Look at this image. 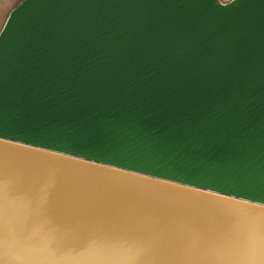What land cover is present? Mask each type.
Returning <instances> with one entry per match:
<instances>
[{
	"label": "water",
	"instance_id": "water-1",
	"mask_svg": "<svg viewBox=\"0 0 264 264\" xmlns=\"http://www.w3.org/2000/svg\"><path fill=\"white\" fill-rule=\"evenodd\" d=\"M0 264H264V0L14 6Z\"/></svg>",
	"mask_w": 264,
	"mask_h": 264
},
{
	"label": "rangeland",
	"instance_id": "rangeland-1",
	"mask_svg": "<svg viewBox=\"0 0 264 264\" xmlns=\"http://www.w3.org/2000/svg\"><path fill=\"white\" fill-rule=\"evenodd\" d=\"M224 2L228 0H223ZM21 0H0V29L9 13V11L20 3Z\"/></svg>",
	"mask_w": 264,
	"mask_h": 264
}]
</instances>
